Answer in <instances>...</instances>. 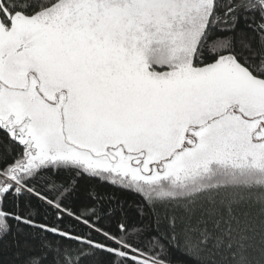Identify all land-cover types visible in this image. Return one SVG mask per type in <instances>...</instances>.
Here are the masks:
<instances>
[{"label":"snow or ice","instance_id":"obj_1","mask_svg":"<svg viewBox=\"0 0 264 264\" xmlns=\"http://www.w3.org/2000/svg\"><path fill=\"white\" fill-rule=\"evenodd\" d=\"M8 236L10 264H264V0H0Z\"/></svg>","mask_w":264,"mask_h":264},{"label":"trees","instance_id":"obj_2","mask_svg":"<svg viewBox=\"0 0 264 264\" xmlns=\"http://www.w3.org/2000/svg\"><path fill=\"white\" fill-rule=\"evenodd\" d=\"M91 183H98L96 181H91ZM102 191H105L109 194L114 195L117 199L124 202V212L129 217L130 222H139V217L137 216L136 204L140 202L138 196L131 195L129 193L122 192L117 188L111 186H103ZM106 225L111 224L115 227L114 223L110 220H105ZM25 231H31L30 229H25ZM12 243V238L10 236L5 237L3 240H0V264H10L13 260L15 253V248L10 247ZM172 258L177 262V264H188L187 258L181 256L178 252L172 253Z\"/></svg>","mask_w":264,"mask_h":264}]
</instances>
